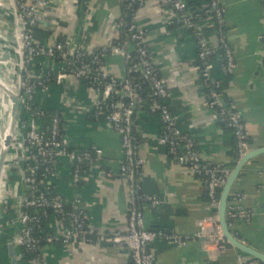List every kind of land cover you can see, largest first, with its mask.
<instances>
[{
	"label": "crops",
	"instance_id": "obj_1",
	"mask_svg": "<svg viewBox=\"0 0 264 264\" xmlns=\"http://www.w3.org/2000/svg\"><path fill=\"white\" fill-rule=\"evenodd\" d=\"M86 1L84 6L81 0H46L42 22L34 33L35 41L52 47L64 40L70 48L82 45L89 53L110 49L118 40L120 0ZM186 1L192 3L191 8L204 4V0ZM6 2L0 0V10ZM218 2L225 10L224 30L235 59L234 71L230 76L224 74L217 52L211 61L216 78L222 81L224 100L243 119L250 152L264 148L263 0ZM134 19L144 31L145 45L168 88L169 106L179 129L195 139L202 160L233 169L237 161L230 131L218 122L199 86L195 39L172 23L174 12L168 0H144ZM202 25L207 44L217 50L212 24ZM32 67L48 72L53 78L45 91H36L34 101L41 109L59 112L69 146L102 150L100 162L88 167L81 184L72 183L71 168L65 158L57 162L56 176L45 178L43 184L62 199L81 206L87 222L94 228L125 232L129 191L127 181L119 175L124 157L120 136L105 121L92 120L91 109L101 94L72 76L56 81L61 63L51 58L40 56L33 60ZM102 68L118 80L125 78L126 64L119 53L108 52ZM149 89L144 88L145 94ZM117 95L127 103L122 88L117 89ZM133 122V131L140 140L139 155L144 161L140 191L159 201L154 208L149 202L142 204L145 225L166 228L182 236L193 237L198 233L202 236L182 246L154 242L150 247L153 264H236L239 252L227 242L203 246L205 237L219 231L218 219L209 206L205 183L186 166L170 160L165 148L155 141L160 130L158 116L149 111L147 103H141ZM16 154L18 150L8 155L0 178V264H27L18 257L19 248L13 247V257L9 252L18 229L13 206L23 188L20 168L13 162ZM228 208L248 214L247 219L230 221L233 236L264 253V153L242 167L232 185ZM53 224V218H49L47 225ZM42 255L46 264H130L126 246L104 243L50 244L43 247Z\"/></svg>",
	"mask_w": 264,
	"mask_h": 264
},
{
	"label": "built area",
	"instance_id": "obj_2",
	"mask_svg": "<svg viewBox=\"0 0 264 264\" xmlns=\"http://www.w3.org/2000/svg\"><path fill=\"white\" fill-rule=\"evenodd\" d=\"M9 1L18 16L21 29L19 38L22 41L20 46H16L20 53L18 65L21 64L18 80V121L22 129V139L21 148L17 145L19 156L14 165L20 168L23 188L13 206L18 229L12 238L16 247L22 249L18 257L25 259L27 264H46L42 255L45 245L87 242L126 246L130 251V264H153L154 255L150 247L154 242L182 246L192 238L202 237L200 233L190 237L166 228H149L143 218L142 204L149 202L154 208L159 201L153 196L138 192L144 161L139 155L140 140L133 131V121L141 103H147L149 111L155 113L160 120V130L155 141L165 148L168 158L186 166L205 183L208 203L217 219L220 193L231 171L226 166L213 165L202 160L195 139L179 129L169 106L168 88L145 45L144 31L134 19L135 11L126 19L128 12H133L134 7L143 6L144 0H120L122 14L117 21L118 43L110 49L100 48L90 53L82 45L70 48L64 40L58 41L52 47H45L35 41L34 33L42 22V10L47 6L46 0ZM81 1L84 6L87 5L86 0ZM168 3L174 12L172 23L179 29L187 30L195 39L199 86L218 122L230 131L238 161L248 150L245 124L233 106L224 100L222 81L216 78L211 61L217 52L224 74L230 76L234 71L235 59L224 30L225 10L218 0H204V4L198 8H191L186 0H168ZM204 22L212 24L214 28L217 50L212 49L205 40L202 25ZM108 52L119 53L124 58L126 75L122 81L102 68V61ZM40 56L61 63L59 73L54 78L56 81L62 82L72 76L101 94V98L93 104L91 112L95 120L105 121L120 136L124 156L119 175L128 183L129 200L127 228L123 233L103 232L94 228L87 222L81 206L62 199L53 189L43 184L45 178L56 176L57 162L63 158L69 162L72 183L81 184L88 167L100 162L102 150L71 148L63 127H60L58 112L51 117L48 127L40 124L44 112L35 106V93L37 90L45 91L53 80L48 72L33 69V60ZM133 72H139L147 80L150 89L146 94L144 89L133 84ZM118 88H122L129 98L127 103L117 95ZM41 168L42 179L38 180ZM226 215L229 221L248 218V214L239 209L227 208ZM49 218L54 220L52 227L47 225ZM215 241L226 242L220 229L214 236L205 237L203 246ZM42 242L44 246L41 245ZM236 264L261 263L238 254Z\"/></svg>",
	"mask_w": 264,
	"mask_h": 264
},
{
	"label": "water",
	"instance_id": "obj_3",
	"mask_svg": "<svg viewBox=\"0 0 264 264\" xmlns=\"http://www.w3.org/2000/svg\"><path fill=\"white\" fill-rule=\"evenodd\" d=\"M264 10V7H263ZM21 31V29H20ZM262 42H263V48H264V34L261 38ZM20 44H22V41L20 39ZM264 52V51H263ZM4 58H7V56H4ZM18 96H19V89L17 91V93L9 98V104H10V121L12 124L16 125L17 121H18V110H19V105H18ZM123 99L128 102L129 98L127 96H123ZM13 135H6L3 138V145H4V149L3 151H0V178H1V174L3 171V167H4V163L6 161L7 158V151L9 149V146L11 145V141L13 140ZM264 153V148L261 149H257V150H253L250 152H247V154H245L241 159H239L235 165V167L233 169H231L230 174L226 180V183L224 185V187L221 190L220 193V197H219V204H218V224L220 227V232L223 236V238L226 240V242L228 244H230L235 250H237L239 252V254L246 256L252 260L258 261L261 264H264V253L259 252L245 244H243L242 242H240L239 240H237L230 228H229V224L230 221L227 218V208H228V200H229V196L231 194V190H232V185L234 183V181L236 180L237 176L239 175L242 167L253 157ZM139 193H141V191H138ZM13 247H16V245L11 241L10 245H9V252L10 255L13 257ZM14 263V262H13Z\"/></svg>",
	"mask_w": 264,
	"mask_h": 264
},
{
	"label": "rangeland",
	"instance_id": "obj_4",
	"mask_svg": "<svg viewBox=\"0 0 264 264\" xmlns=\"http://www.w3.org/2000/svg\"><path fill=\"white\" fill-rule=\"evenodd\" d=\"M20 25L18 23V16L17 13L13 10V7L9 0H7L6 4L3 6V8L0 10V35L2 36L0 38V57L7 61L5 64H0V75L12 86H14L13 91L15 94L18 91V80L20 77V66L21 64L14 65L13 60V50L14 46H20ZM18 50V49H17ZM15 51V50H14ZM8 52V53H7ZM4 56H7V58H4ZM12 58V59H11ZM16 63V62H15ZM18 65V66H17ZM2 68V69H1ZM15 89V90H14ZM0 130H2V117H5L7 115L6 110L8 104V95L4 92L0 91ZM6 96V98H5ZM7 100V101H6ZM6 104V105H5ZM16 128V136L11 141V145L9 146V149L7 151V158L8 155H11L12 152L17 151V147L21 146V139H22V129L20 126V122L17 121V124L15 125ZM1 136V132H0ZM2 138L0 137V141ZM18 145V146H17ZM19 154H16L13 158V162H15L18 159Z\"/></svg>",
	"mask_w": 264,
	"mask_h": 264
},
{
	"label": "bare ground",
	"instance_id": "obj_5",
	"mask_svg": "<svg viewBox=\"0 0 264 264\" xmlns=\"http://www.w3.org/2000/svg\"><path fill=\"white\" fill-rule=\"evenodd\" d=\"M1 37L2 36L0 35V38ZM14 48H15V46H14ZM17 49L15 48V51L14 50L12 51L13 52V57H14L13 58V60H14V63L13 64L14 65H16L17 63H19L18 57H19V54L20 53H19V49L18 50ZM5 63H7V61L4 60V59H2L0 57V64H5ZM0 67H1V65H0ZM13 88H14V86L10 85L0 75V91L6 93L8 95V97H7L8 98V101L6 100L8 102V104H9V98H11V97H13L15 95V92L13 91ZM5 98H6V96H5ZM7 107H8L7 110H6L7 115L5 117H2V128H1L2 130H0V132H1V136L0 137L2 138V140L0 141V151H3V149H4V145H3V138H4V136L11 134V135H13V137H15L16 136V133H17L16 128H15V125L12 124L11 121H10V104Z\"/></svg>",
	"mask_w": 264,
	"mask_h": 264
},
{
	"label": "trees",
	"instance_id": "obj_6",
	"mask_svg": "<svg viewBox=\"0 0 264 264\" xmlns=\"http://www.w3.org/2000/svg\"><path fill=\"white\" fill-rule=\"evenodd\" d=\"M188 4L190 5L192 3H188ZM133 9H134L133 12H128L127 11L128 15H127L126 19L127 18L129 19L131 14H133L134 11H136L137 8L134 7ZM211 28L214 29L213 26H211ZM117 43H118V41H115L114 45H116ZM131 75H132V79H133V84L135 83L137 86L141 87V89H144L145 87L149 86V84H148L147 80L145 79V77H143L139 72H133ZM115 98H118V97L116 96ZM34 103H35V101H34ZM43 112H44V114H43V118H42L40 124L42 126H44V127H48L50 125L51 117L56 113V111H53V110H50V109L49 110L48 109H43ZM59 117H60V127H63V123L61 121L60 114H59ZM92 120H95L94 116L92 117ZM42 170H43L42 168L39 169L38 180L42 179V177H41ZM46 212L49 213L48 210H46ZM44 221H46V219ZM41 245L44 246L45 244L42 242ZM20 251H22V249Z\"/></svg>",
	"mask_w": 264,
	"mask_h": 264
}]
</instances>
